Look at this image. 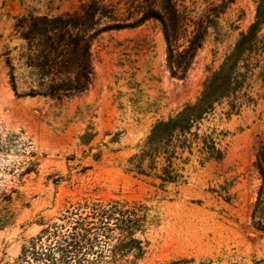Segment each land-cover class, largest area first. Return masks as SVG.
<instances>
[{
	"label": "rangeland",
	"instance_id": "1",
	"mask_svg": "<svg viewBox=\"0 0 264 264\" xmlns=\"http://www.w3.org/2000/svg\"><path fill=\"white\" fill-rule=\"evenodd\" d=\"M90 1L128 23L152 0H0V264H19L22 247L84 199L150 209L154 221L138 235L144 252L134 264H264V199L257 203L255 167L264 146V27L239 63V89L199 128L216 140L221 160L200 166L195 150L184 166L187 183L163 189L126 165L157 121L196 101L253 22L258 0H232L215 11L214 27L193 24L219 0H172L185 21L177 52L197 30L203 37L183 75L171 76L161 25L148 20L90 43L93 77L85 92L60 101L39 96L44 89L32 66L43 61L44 39L37 31L61 27L52 20ZM108 24L103 18L98 27ZM87 129L93 137L81 142Z\"/></svg>",
	"mask_w": 264,
	"mask_h": 264
},
{
	"label": "trees",
	"instance_id": "2",
	"mask_svg": "<svg viewBox=\"0 0 264 264\" xmlns=\"http://www.w3.org/2000/svg\"><path fill=\"white\" fill-rule=\"evenodd\" d=\"M231 3L232 0H219L218 6L213 5L206 16L193 25L214 27L217 18L215 11ZM103 10L104 7L98 2L90 1L82 5L77 14L52 20L53 24L59 22L61 27L49 25L37 31L38 36L44 39L40 57L43 61L32 66L40 76L39 87L44 89L39 96L60 101L85 92L93 77L90 43L105 31L132 29L148 20L158 21L167 44L171 76L178 71L185 74L201 46L203 37L197 30L182 51L177 52L178 27H183L185 21L172 0L150 1L142 16L128 23L106 17ZM103 18L108 19L110 24L100 28L99 22ZM262 27L264 0H258L253 22L245 32L240 33L219 70L203 82L196 101L185 104L174 116L157 121L151 127L137 152L127 159V172L158 181V185L154 186L163 189L167 185L187 183L184 166L189 163L195 150L200 156V166L222 159L223 152L216 140L206 134L200 135L199 128L216 105L239 89V63L242 57L251 52ZM5 65L9 68L7 60ZM8 78L16 95L15 79L11 73H8ZM87 137L88 140L93 137L89 129L80 138L81 142ZM255 167L261 177L257 200L260 203L264 199V146L260 143ZM153 221L150 209L140 202L84 199L67 211L59 223L44 229L30 241L29 246L22 247L19 264H134L144 252L143 242L138 235ZM188 263L191 261L180 260L171 264Z\"/></svg>",
	"mask_w": 264,
	"mask_h": 264
}]
</instances>
